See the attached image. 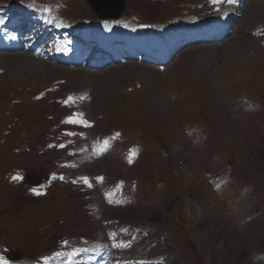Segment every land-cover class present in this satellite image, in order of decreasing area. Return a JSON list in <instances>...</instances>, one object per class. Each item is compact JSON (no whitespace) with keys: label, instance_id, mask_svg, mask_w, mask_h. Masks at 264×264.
Wrapping results in <instances>:
<instances>
[{"label":"rangeland","instance_id":"1","mask_svg":"<svg viewBox=\"0 0 264 264\" xmlns=\"http://www.w3.org/2000/svg\"><path fill=\"white\" fill-rule=\"evenodd\" d=\"M210 1L124 0L122 17L103 25L88 0H0L53 16L43 35L33 26L13 33L60 71L29 76L0 62V258L49 264L73 246L109 256L108 236L124 229L139 234L113 261L264 264V0ZM225 15H233L228 38L186 44L167 67L122 55L112 62L98 48L78 65L45 60L49 40L65 41L57 29L99 23L121 35L114 29L204 22L199 40L223 28L214 25ZM27 20L41 23L33 13ZM82 71L95 76L90 94L78 90ZM107 137L109 152L98 158L90 142ZM134 147L138 158L128 162ZM31 174L42 179L38 190L24 184ZM118 182L125 206H109L103 191Z\"/></svg>","mask_w":264,"mask_h":264},{"label":"bare ground","instance_id":"2","mask_svg":"<svg viewBox=\"0 0 264 264\" xmlns=\"http://www.w3.org/2000/svg\"><path fill=\"white\" fill-rule=\"evenodd\" d=\"M255 6H256V4H255ZM263 6H260V4L257 5V8L255 7L256 10L254 9L253 12L255 14L256 13H259L260 14V12H262V11H260L259 8H261ZM257 9H259V10H257ZM240 11H241V9L236 10L235 14H233V15L238 16V14H240ZM245 13H246V11H245ZM232 16L230 18H233ZM254 20L256 21V19H254ZM241 32H243V31H241ZM240 39H242V38H240ZM1 56H0V62H1V64H2V62L11 64L12 66H15L17 70L21 71L22 73H26V75L29 74V76L34 75V74H37V75L41 74V76L50 75L51 73L52 74L53 73L54 74H60V71H56L58 68H55L54 66H51V65H49L47 63H43V62L37 60L38 58L36 59V57H34L33 55L28 54L27 52H22V53L15 52V53H12V54H4V55H1ZM2 66H3V64H2ZM67 74H69V73H67ZM70 76H71V73H70ZM113 76L115 77L116 75H113ZM77 77L79 79H82L81 82H83L82 84H80V83L78 84V86H77V87H79L78 90H82L86 94H90L91 93V90H92V87H93V84L91 85V84H88V83L90 82L91 79H94L95 78L94 74L89 73V72L82 71V73L79 74ZM86 86H90V87L86 88ZM108 152H109V150L107 151V153L105 155H107ZM101 158H104V156L101 157ZM104 184H105V179H104Z\"/></svg>","mask_w":264,"mask_h":264},{"label":"water","instance_id":"3","mask_svg":"<svg viewBox=\"0 0 264 264\" xmlns=\"http://www.w3.org/2000/svg\"><path fill=\"white\" fill-rule=\"evenodd\" d=\"M91 7L95 10L97 16L102 20L118 19L125 11L124 0H88ZM26 183L36 185L37 183H30L26 178ZM14 258V257H10Z\"/></svg>","mask_w":264,"mask_h":264},{"label":"snow or ice","instance_id":"4","mask_svg":"<svg viewBox=\"0 0 264 264\" xmlns=\"http://www.w3.org/2000/svg\"><path fill=\"white\" fill-rule=\"evenodd\" d=\"M220 2V0H213V3H218ZM71 99V98H70ZM15 179H19L18 177L15 178ZM84 179V182L87 183V179L86 178H83ZM90 186V185H89ZM75 254V253H74ZM0 264H2V258H0Z\"/></svg>","mask_w":264,"mask_h":264}]
</instances>
